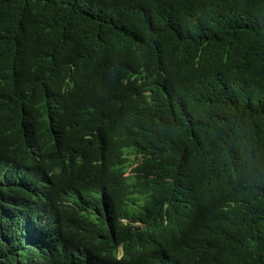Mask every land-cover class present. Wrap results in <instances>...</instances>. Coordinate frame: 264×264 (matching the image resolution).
<instances>
[{"label":"trees","instance_id":"1","mask_svg":"<svg viewBox=\"0 0 264 264\" xmlns=\"http://www.w3.org/2000/svg\"><path fill=\"white\" fill-rule=\"evenodd\" d=\"M0 264H264V0H0Z\"/></svg>","mask_w":264,"mask_h":264}]
</instances>
